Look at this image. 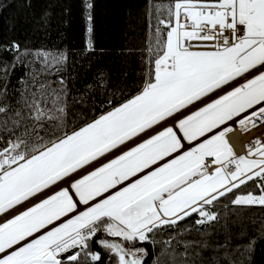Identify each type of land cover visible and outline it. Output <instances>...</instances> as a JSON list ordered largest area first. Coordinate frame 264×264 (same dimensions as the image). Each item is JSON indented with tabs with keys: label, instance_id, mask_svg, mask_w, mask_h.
Wrapping results in <instances>:
<instances>
[{
	"label": "snow or ice",
	"instance_id": "1",
	"mask_svg": "<svg viewBox=\"0 0 264 264\" xmlns=\"http://www.w3.org/2000/svg\"><path fill=\"white\" fill-rule=\"evenodd\" d=\"M94 8L71 67L0 44V264H255L264 135H230L264 133V0H150L135 79L99 63Z\"/></svg>",
	"mask_w": 264,
	"mask_h": 264
},
{
	"label": "trees",
	"instance_id": "2",
	"mask_svg": "<svg viewBox=\"0 0 264 264\" xmlns=\"http://www.w3.org/2000/svg\"><path fill=\"white\" fill-rule=\"evenodd\" d=\"M92 40L97 53L103 49L99 63L108 69L127 71L133 79L141 67V57H147L150 30L147 10L150 0H92ZM169 0H151L167 4ZM0 0V44L18 41L23 48L65 50L69 67L75 53L86 47L87 24L83 0ZM44 11L49 12L45 30H36L37 21ZM153 25L155 21H152ZM23 74L18 70L13 82ZM231 227V225H230ZM257 245L255 264H264V253Z\"/></svg>",
	"mask_w": 264,
	"mask_h": 264
},
{
	"label": "built area",
	"instance_id": "3",
	"mask_svg": "<svg viewBox=\"0 0 264 264\" xmlns=\"http://www.w3.org/2000/svg\"><path fill=\"white\" fill-rule=\"evenodd\" d=\"M258 135H264V133H261L259 131H253V134L250 137L242 138L238 133L230 135V140L232 142V145L234 147V150L236 153H244L246 151L245 145L252 140L253 138L257 137Z\"/></svg>",
	"mask_w": 264,
	"mask_h": 264
},
{
	"label": "bare ground",
	"instance_id": "4",
	"mask_svg": "<svg viewBox=\"0 0 264 264\" xmlns=\"http://www.w3.org/2000/svg\"><path fill=\"white\" fill-rule=\"evenodd\" d=\"M242 138H247V137H250L252 134H253V132L251 133V135H245V134H241V133H239V132H237Z\"/></svg>",
	"mask_w": 264,
	"mask_h": 264
}]
</instances>
